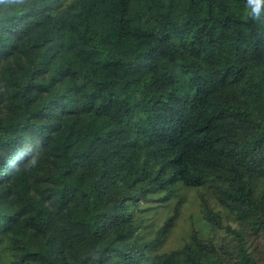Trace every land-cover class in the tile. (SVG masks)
<instances>
[{"label":"trees","instance_id":"1","mask_svg":"<svg viewBox=\"0 0 264 264\" xmlns=\"http://www.w3.org/2000/svg\"><path fill=\"white\" fill-rule=\"evenodd\" d=\"M26 148L35 167L9 160ZM183 187L264 231V25L245 0H0V264H227L196 231L162 250L175 216L145 230L141 202Z\"/></svg>","mask_w":264,"mask_h":264},{"label":"rangeland","instance_id":"2","mask_svg":"<svg viewBox=\"0 0 264 264\" xmlns=\"http://www.w3.org/2000/svg\"><path fill=\"white\" fill-rule=\"evenodd\" d=\"M3 98L5 99L4 96ZM18 155L15 153V156L13 155L9 160L20 159L21 155ZM10 166L11 163L7 168ZM141 205L145 210L138 212V215L140 214V218H146L147 232H151V229H155L156 225L162 224L168 217L175 216V222L160 241L159 246L162 250L182 245L188 236L196 231L205 239H213L216 246L229 244L225 260L227 264H246L239 252V241L235 236V229L246 228L242 246L256 264H264V231L257 230L234 216H229L209 188L183 187L166 201L161 200L157 195L152 200L142 201ZM208 207L219 213L217 220H220V223L208 217Z\"/></svg>","mask_w":264,"mask_h":264},{"label":"clouds","instance_id":"3","mask_svg":"<svg viewBox=\"0 0 264 264\" xmlns=\"http://www.w3.org/2000/svg\"><path fill=\"white\" fill-rule=\"evenodd\" d=\"M9 2H15V0H9ZM245 8L248 19L257 24L264 25V0H245ZM21 156L29 157V166L35 167L37 165V158L32 155L31 149L26 148L21 152Z\"/></svg>","mask_w":264,"mask_h":264}]
</instances>
